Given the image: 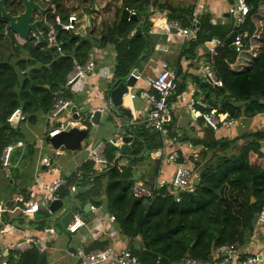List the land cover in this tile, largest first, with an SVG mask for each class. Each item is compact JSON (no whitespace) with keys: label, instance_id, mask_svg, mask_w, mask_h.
Here are the masks:
<instances>
[{"label":"trees","instance_id":"16d2710c","mask_svg":"<svg viewBox=\"0 0 264 264\" xmlns=\"http://www.w3.org/2000/svg\"><path fill=\"white\" fill-rule=\"evenodd\" d=\"M48 1L55 8L52 23L55 16L66 21L68 16L62 14L64 0ZM262 1L245 0L250 11L241 28L248 35L253 32L249 17L255 14ZM122 3L127 10L135 13L136 19L129 22L118 19L104 25L99 36H96L94 31L89 36L60 32L56 40L59 52L55 47L48 48L33 39L19 43L10 33L5 36V42H0V174L5 175V185L10 191V196L19 194L27 198L26 189L20 188L16 181L19 172L28 164L34 163L36 151L34 145L23 138L21 125H34L39 116L49 115L54 103V94L63 86L74 63L84 64L94 48L102 49L113 45L116 50V65L109 87L111 90L124 83L129 74L153 51L148 33L151 28V9L170 11L172 14H169L168 18L176 20L183 28L191 24V18L179 19L171 7L160 6L158 0H122ZM197 22L196 38L190 44L192 50L213 38L222 43L216 48V55L211 59L208 57L207 62L212 63V69L221 82L223 91L212 88L199 78L192 79L199 90L222 96L219 103L206 109H215L221 120H236L242 115L264 113V42L261 54L253 67L244 73H233L229 64L234 61L236 52L224 43L231 31V24L224 28L214 27L204 16L199 17ZM133 31L134 35L129 38ZM244 43L246 44V40ZM15 68L22 73L21 82ZM176 72L179 79L181 72L177 69ZM184 87V84L177 82L175 95L168 99V105ZM225 93L228 96H225ZM66 98L71 99V95L66 94ZM16 110L25 117L24 121L11 124L8 119ZM120 111L122 107L114 109L112 113L120 117ZM179 114L178 117V111H169L166 115V133L180 141H189L193 146L205 149L200 153L202 163L191 161L199 183L191 195L179 194V202H176L175 196L165 188L155 187L151 200H137L131 195V187L136 181L133 176V164L141 155L149 154L160 146L158 135L144 125L124 128L125 134L132 137L131 152L128 155H121L114 160L118 150L112 144L105 145V159L113 161L114 168L120 169V173L110 167L113 170L96 177L91 171L92 163L80 167L83 180L89 181L91 177L89 182L95 183L93 190L97 188L100 180V186H103L105 177L111 176L106 187L108 210L120 224L123 235L130 239L140 238L139 249L132 250L140 264H177L185 258L208 262L211 260L212 250L219 251L223 247L235 248L243 245L253 231L256 217L264 211V151L261 149L264 132L247 135V144L235 151L233 143L229 141H217L213 138L190 139L186 130L190 128L194 118L187 116L185 111ZM125 118V123L131 119L129 116ZM108 119L112 121V117ZM18 141L23 146L14 147L12 150L7 175L2 167V152L5 147L15 146ZM209 152L212 155L207 156ZM125 163L128 166H125ZM74 181L71 178L66 180V186L58 191L59 200L76 201L84 196L91 197L92 190L79 195L71 194L68 187L73 185ZM152 186L151 184L149 187ZM251 197L254 198V203H250ZM45 214L47 218L50 217L48 212ZM45 260L43 253L32 248L19 253L17 260L9 258L6 264H45Z\"/></svg>","mask_w":264,"mask_h":264},{"label":"crops","instance_id":"0c3cea01","mask_svg":"<svg viewBox=\"0 0 264 264\" xmlns=\"http://www.w3.org/2000/svg\"><path fill=\"white\" fill-rule=\"evenodd\" d=\"M79 2V4L73 5V8H71L73 11L65 5V0L63 1L62 7L63 14L68 16L67 19L70 16L76 18V22L80 25L77 35L80 36H89L92 31H94L96 36H99L104 25H109L120 19L121 11L124 6L122 0H79ZM158 4H160V6L167 5L171 7V10H173V13L178 16L179 19H181V17L189 19L192 17L193 12L196 11L198 20L199 17L204 16L214 27L224 28L231 24V31L226 39L232 34L234 29L235 19L228 14L230 8L233 7L234 4H229L227 0H158ZM89 6H91V9L88 10L86 7ZM169 12L170 11L166 9L162 11L159 9H151L149 22L160 21L164 16L168 17L169 14H172ZM79 13H82L79 15L80 19L77 15ZM246 18H248V15L245 17L244 21ZM249 18L253 26V32L251 35H248L242 28L238 29V31L241 30L247 35L245 39L246 46L241 53L236 54L234 61L229 64V69L233 73H244L252 68L261 54V48L264 42V0L258 5L255 14L251 15ZM127 21L129 22L131 20L128 19ZM152 27L153 33L149 35V38L153 44V51L151 55L134 70L139 73L142 79L154 78L161 71V62H166L171 69H177L181 72V77L178 81L180 84H184L185 87L179 95L170 100L167 115L169 111H178L179 117V112L185 111L187 116L191 115L193 117L187 110V106L191 100H196L199 93H202V97L196 100L199 102V105L195 107L196 112L201 114L205 111H214L218 116L215 109L211 108L207 110L206 108L219 103L222 100V96L216 93H206L199 90L197 84L192 80L194 78H199L207 83L202 76L201 68L207 63L209 50L212 48L209 44L213 39L204 43L203 46H198L192 50L190 44L195 40L196 34L186 42L183 38L168 36L167 34L161 33L155 27ZM164 49H166L167 52H164ZM91 54L94 58V71L92 75L88 78L87 82H78L67 92L76 99L74 102L73 99L69 100L77 107L80 114H82L81 112L86 107L88 108V112H91L100 108L105 103H108L109 98L107 97V92L110 91L109 87L113 79H110V77L114 75L116 65V50L113 45H108L102 49L94 48ZM144 89L145 87L142 80L135 82L133 87L127 89V95L123 98L120 117L114 116L112 111L117 108H113L109 109V112L101 114L98 125L88 124L89 129L92 127V134H94L93 136L95 137H92V139L89 138L91 137L89 135L91 131L89 130V134L85 140L89 138L90 141L87 142L84 140L81 149L72 153V158H70L68 162L65 161V163H57L56 160L57 156H60L62 152L58 154L53 148H51L50 151H52V153L50 154H44L43 152L45 149L43 145L45 143L44 138H46L45 134L51 129L47 118L48 116H39L36 124L26 128L28 135L36 134V141H32L28 138L26 139L33 145L35 142L36 148L38 149L35 151L33 157L34 163L25 166V169L19 172V177L16 181L17 184L20 185V188L26 189L27 198L19 194L10 196V191L5 185V175L0 174V263H7L9 258L17 260L19 253L27 250L23 249L22 251L17 249L16 246L22 245L28 239L36 242L38 241L44 246L40 249L37 245L31 244L32 248H35L38 252L45 255V264H81L74 256L75 253L71 251L73 249L75 251L81 249L85 253L103 250L105 248H113L115 250L128 248L131 252L132 250L139 249L141 243L140 238H128L121 233L120 224L116 219H114V221L110 220L113 215L108 210V199L106 196L107 181L111 177L110 175L105 177L103 186H100L102 183L100 180L99 185L97 188L95 187L94 190L92 188L95 186V183L87 184L89 187L88 190H92L90 198L84 196V198H79V200L73 202V204L79 208V211L74 215L79 217L84 223V226L73 235H68L66 233V228L60 223V216L63 210H59L54 214H50L49 211L40 210L31 215L24 213V211L25 203L38 199V190L34 187L36 179L45 184L59 177L61 172L66 180L69 178H71L72 181L75 180L72 186L75 187V193L79 195L82 187L84 188L83 184L88 182L87 180L84 181L83 175L80 174L82 173L80 171L81 165L92 163L91 171L92 173L94 172L96 177H100L110 170H113L110 169V167H106L96 172L95 164L88 159L89 151L98 142H109L112 140L118 127L125 124V116L131 117L134 121V125H144L143 122L150 109V104L140 96L141 91ZM131 95H133L134 98H131ZM225 96L228 95L225 93ZM219 116L221 117V115ZM111 117L112 121H108V118ZM193 118L194 121L190 124V128L186 130L187 136L190 139L201 140L213 138L217 141H229L233 143L235 151H238L247 144L249 141L247 135L255 132H264V113L253 116L242 115L239 119L235 120V124L230 128L219 127L216 130H212L205 126L201 118ZM34 127L38 128L35 134L33 133ZM39 134H41V137H39ZM126 136L130 135L126 134ZM166 137L176 142V144H170L166 141V151H177L180 156V164L194 172V183V180L198 178L192 162L201 161L202 163L200 153L205 149L201 146H193L189 141H180L167 133ZM158 139L161 146L159 135ZM160 146L151 150L149 154L141 155L137 162L133 164L132 170L133 176L136 179L135 182H141L146 187H149L151 184H168L171 181L176 170V165L167 164L159 159L158 149ZM261 149L264 151V142L261 143ZM81 150L84 151L83 155H81ZM121 155L123 154L118 150L114 155V160L118 159ZM210 155H212L211 152H209L207 156ZM217 155H219V153ZM44 158H49L51 160L52 163L50 167L43 164L42 160ZM107 163L114 164L115 167L113 161L107 160ZM57 165L58 168L56 169ZM125 166H128V164L125 163ZM114 170L118 173L121 172V170L119 171L115 168ZM23 173L28 177L25 184L23 183V177L21 179ZM91 179L92 178L89 177L88 180L90 181ZM31 188L33 194L30 193ZM6 193L8 194L7 197ZM104 200L106 202L107 218L101 212ZM89 206H94L96 211H90ZM124 207L128 208L126 206ZM45 212L50 214L49 218L46 217ZM48 228L53 230L52 234L44 232ZM235 248L241 259L249 256H257L261 259V264H264V224L257 225L254 222L253 231L250 236L246 238L243 245ZM225 256L226 253L224 251H211V260H219Z\"/></svg>","mask_w":264,"mask_h":264},{"label":"built area","instance_id":"2783aa9c","mask_svg":"<svg viewBox=\"0 0 264 264\" xmlns=\"http://www.w3.org/2000/svg\"><path fill=\"white\" fill-rule=\"evenodd\" d=\"M54 7V6H53ZM127 10V9H126ZM129 16L134 17L135 13L133 11L127 10ZM249 13V8L245 3V0H236L233 7L230 8L228 14L235 19L234 31L238 32L244 24V19ZM197 13L193 12L191 17V24L188 28H183L176 20L169 19L164 16L162 20L157 22H152L151 27H155L163 34L168 36H175L178 38H183L186 42L189 41L197 33ZM152 27V28H153ZM80 25L76 22L75 17H69L66 21H62L58 16H55L54 23L51 24L49 30L46 32L44 38L48 45L46 47H55L59 52L60 49L56 43L57 35L60 32L78 34ZM232 32V33H233ZM135 31L129 34V38L134 35ZM149 34L153 33V29L148 30ZM246 34L243 32L237 33L234 39L233 50L236 54L241 53L246 44L244 43L246 39ZM222 43L218 40L214 41V46L209 50L210 59L216 55V48L220 47ZM164 52H167L164 49ZM160 72L154 78H144L142 79L140 75L134 76L135 82L142 80L145 89L141 91L140 96L143 100L150 104L149 112L143 122L146 128L152 130L157 135L160 136L161 146L159 147V159L170 165H176V170L173 178L168 184H154L152 187H146L141 182L133 183L131 187V195L135 199L139 200H151L154 197V189L165 188L172 195L175 196V201L179 202V194H192L194 191L193 178L194 172L180 164V156L177 151L167 152L166 141L170 144H176L175 140H170L166 137L165 123L166 115L168 112V99L174 94L176 85L178 82V76L176 69H171L168 63L161 62ZM94 71V58L90 53L84 64L74 63L71 71L67 74L63 86H61L54 94V103L52 109L48 115V122L51 129L45 134L48 138H53L54 136L65 131L67 125L70 128H84L93 116L95 111L101 114L109 112L111 109L110 99L108 103H105L100 108L86 113L85 115L80 114L76 106L66 98V93L72 89L74 85L78 82H87L88 78L92 75ZM202 76L205 78L206 82L211 87H222L221 82L216 78L215 73L212 69V63L207 62L201 68ZM132 74L130 73L129 76ZM128 76V77H129ZM113 76L110 77V79ZM127 95V94H126ZM124 95L123 98L126 96ZM134 98L133 95L130 96ZM199 102L196 100H191L187 106V110L193 117L201 118L203 124L208 126L212 130L217 128H230L235 124L234 119L225 118L221 120L214 111L197 113L196 106ZM76 108L72 112V108ZM75 116V119L72 117ZM24 116H22L19 110H16L8 119V122L15 124L18 121H24ZM87 118V123H84V119ZM15 120V121H14ZM134 125V121L130 119L124 125H120L118 130L113 135L112 140L109 142L102 141L96 143L90 151L88 159L93 161L95 164V171H101L106 167H114V164L107 163L104 157V150L106 144H112L117 150L122 144V138L126 136L124 128ZM21 142H17L15 146H7L4 148L1 156L2 167L8 175L7 166L10 154L14 147H22ZM59 154V150H55ZM43 164L46 166H51V160L49 158H44L42 160ZM120 171V169H118ZM6 175V176H7ZM66 185V180L62 177H56L52 181L43 184L40 180H35L34 187L38 190V199L34 201H29L25 203L24 213L28 215L35 214L40 210L49 211V206L52 202L58 200V191L60 188ZM68 190L71 194L75 193V187L69 186ZM32 193V188L30 190ZM33 194V193H32ZM90 211L95 212L96 208L94 206H89ZM114 221V217L110 218ZM255 223L257 225L264 224V211L259 214ZM84 226L83 221L73 215L72 220L66 227V233L68 235L75 234L79 229ZM44 232L53 233L51 228L46 229ZM26 240V239H25ZM31 244L37 245L40 249L44 246L38 241L26 240L22 245L16 246L17 249L29 250L32 248ZM219 251H224L226 256L219 260H210L208 262L198 261L192 258H185L177 264H261V259L257 256H249L247 258L241 259L233 246L223 247ZM74 256L81 262V264H140L138 259L132 254V252L126 248L122 250H115L113 248H105L103 250H97L93 252L85 253L83 250L78 249L75 251ZM0 264H6V262H1Z\"/></svg>","mask_w":264,"mask_h":264},{"label":"water","instance_id":"95a60500","mask_svg":"<svg viewBox=\"0 0 264 264\" xmlns=\"http://www.w3.org/2000/svg\"><path fill=\"white\" fill-rule=\"evenodd\" d=\"M23 3L24 6V12L16 17L10 16L8 13L5 12L4 8L2 7V1H0V14L2 16V19L9 23L8 30L18 38L19 41L26 42L30 35L35 37L38 40V43L44 46H47L48 43L45 40V38L42 36V33L39 32L38 26L42 27L46 31L49 30V28L44 24L43 21H39L38 23H31V11L32 9H38L36 5L33 4V0H19ZM229 4L236 3V0H227ZM48 9H51L49 7ZM42 14L46 12V10L41 11ZM136 19V17L129 16L126 8L123 6V9L121 11L120 20L121 21H127V20ZM197 27V25H196ZM242 31H238L237 33H241ZM236 32H233L226 40L225 44L227 46H230L231 49H233L232 43L234 42L235 36L237 34ZM217 38H213V40L210 42V47L214 46V41H216ZM15 72L18 76L19 81L21 82L23 77L22 73L18 70V68H15ZM132 75L129 76L124 83L119 84L117 87L112 88L108 92V98L111 102V109L113 108H119L123 106V96L127 94V89L130 87H133L135 84L134 76L139 75L137 71H133L131 73ZM214 89L222 92L223 89L221 87H214ZM228 95V94H226ZM202 97V93H199L196 100H199ZM76 108H72V112H74ZM88 112V108L86 107L81 113L85 115ZM75 119V116L72 117ZM101 118V113L98 111H95L93 113L92 118L90 119V123L92 125H98ZM15 121V120H14ZM84 123H87V118L84 119ZM208 127V126H207ZM209 128V127H208ZM89 127L86 126L84 128H70L69 125L66 126L65 131L54 136L53 138L46 137L44 139L45 143H48L51 148L54 150H59V152H70L75 153L82 147V143L85 140V138L89 134ZM132 141L131 136H124L122 138V144L119 147V152L123 155H128L130 153V143ZM96 145V144H95ZM58 168V165L56 166V169ZM60 177L63 179H66L65 176L60 172ZM194 187L198 185V179L194 180L193 183ZM191 195V194H190ZM64 201L56 200L52 202L49 206V213L54 214L57 213L59 210H63L60 216V223L64 228L67 227V225L70 223V221L73 218V215L79 211V208L73 204L74 201L69 200L63 203ZM255 200L253 197L250 198V203H254ZM101 212L105 217H108L107 209H106V202L105 200L102 203ZM73 253H75V250H71Z\"/></svg>","mask_w":264,"mask_h":264},{"label":"flooded vegetation","instance_id":"af4514ba","mask_svg":"<svg viewBox=\"0 0 264 264\" xmlns=\"http://www.w3.org/2000/svg\"><path fill=\"white\" fill-rule=\"evenodd\" d=\"M0 1H2V7L4 8L5 12L12 17H16L24 12L23 3L19 0H0ZM33 4L36 5L38 9H32L31 18H30L31 23H35V22L38 23L39 21H43L44 24L48 28H50L52 24L51 18L55 13V8L49 4L48 0H33ZM49 7H51V9H48ZM44 10H46V12L42 14L41 11ZM8 26L9 23L3 20L0 14V42H3V40L6 39L5 36H7L9 33L12 34L8 30ZM38 30L40 33H42V36L44 37L47 31L43 29L41 26L40 27L38 26ZM14 38L16 40L18 39L16 36H14ZM30 39H33L36 42H38V40L31 35L28 40Z\"/></svg>","mask_w":264,"mask_h":264},{"label":"rangeland","instance_id":"374dc122","mask_svg":"<svg viewBox=\"0 0 264 264\" xmlns=\"http://www.w3.org/2000/svg\"><path fill=\"white\" fill-rule=\"evenodd\" d=\"M80 2H79V0H65V5L69 8V9H71V8H73V5H76V4H79ZM72 6V7H71ZM86 8H88V10L89 9H91V6H89V7H86ZM72 11H73V9H71ZM63 14V13H62ZM82 13H79V14H77L78 16L79 15H81ZM79 19H80V16H79ZM6 40H3V42H5ZM17 42H19V43H23V41H19L18 39H17ZM67 94H69V93H67ZM76 95V94H75ZM73 99V102H74V100H76L74 97H73V95H71V100ZM38 124H40V123H38ZM31 125H21V133L23 134V138L24 139H26V138H28V139H31L32 141H36V139H37V136H35L36 134H35V132L38 130V128L37 127H34V129H33V133L35 134V135H32V134H30V135H28V131H27V127L29 128ZM92 127L90 128V131H91V134H89L91 137H89L90 139H92V137H95V136H93L94 134H92ZM41 134H39V137H41L40 136ZM86 139L85 141H87V142H89L90 141V139ZM45 139V138H44ZM87 142H86V144H87ZM85 143V142H84ZM44 145V154H50V153H52V151H50L51 150V147L49 146V144L48 143H44L43 144ZM34 147L36 148L37 146H36V144H35V142H34ZM35 150H38L37 148L35 149ZM81 152V155H83V150H81L80 151ZM72 153H69V152H62V154L60 155V156H57V158H56V160H57V163H65V161L66 162H68V160H70V158H72ZM27 179H28V177H27V175L26 174H24L23 175V183L25 184L26 183V181H27ZM88 183H90L89 181L88 182H85L84 184H83V186H84V188L82 187V190L80 191L81 193H85L86 191L87 192H89V190H88ZM8 196V194L6 193V197ZM69 201V200H68ZM64 202H66V201H64Z\"/></svg>","mask_w":264,"mask_h":264},{"label":"clouds","instance_id":"9594fccd","mask_svg":"<svg viewBox=\"0 0 264 264\" xmlns=\"http://www.w3.org/2000/svg\"><path fill=\"white\" fill-rule=\"evenodd\" d=\"M214 88V87H213ZM222 88V87H221ZM203 122V121H202Z\"/></svg>","mask_w":264,"mask_h":264}]
</instances>
